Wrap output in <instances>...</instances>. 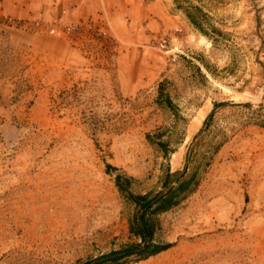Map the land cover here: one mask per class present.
<instances>
[{"label": "rangeland", "instance_id": "1", "mask_svg": "<svg viewBox=\"0 0 264 264\" xmlns=\"http://www.w3.org/2000/svg\"><path fill=\"white\" fill-rule=\"evenodd\" d=\"M103 2L63 22L0 0V264L130 243L115 174L153 192L185 165L198 184L158 217L173 245L122 264H264V0H203L213 40L173 0Z\"/></svg>", "mask_w": 264, "mask_h": 264}, {"label": "trees", "instance_id": "2", "mask_svg": "<svg viewBox=\"0 0 264 264\" xmlns=\"http://www.w3.org/2000/svg\"><path fill=\"white\" fill-rule=\"evenodd\" d=\"M173 2L175 7L185 14L191 25L202 35L213 40L215 36L224 34L212 23L203 0H173ZM162 93L163 89L159 86V94ZM166 102L169 107L172 106V101L168 96ZM218 105L219 103L214 104L213 109L204 120V125L213 116ZM160 146L164 152H167L164 142H160ZM113 169L117 168L106 164V171ZM132 180V177L122 173H117L114 176L115 185L125 202L134 207L127 220L128 231L134 240L108 252L81 260L77 264H122L130 259H146L173 245L156 239L158 217L179 205L186 195L195 189L198 184L197 172L189 171L186 165L182 169L174 171L168 166L160 188L153 192H135L131 187Z\"/></svg>", "mask_w": 264, "mask_h": 264}, {"label": "crops", "instance_id": "3", "mask_svg": "<svg viewBox=\"0 0 264 264\" xmlns=\"http://www.w3.org/2000/svg\"><path fill=\"white\" fill-rule=\"evenodd\" d=\"M31 3H46L47 16L59 17L63 22H69L80 17L94 15L99 10L103 0H15Z\"/></svg>", "mask_w": 264, "mask_h": 264}, {"label": "bare ground", "instance_id": "4", "mask_svg": "<svg viewBox=\"0 0 264 264\" xmlns=\"http://www.w3.org/2000/svg\"><path fill=\"white\" fill-rule=\"evenodd\" d=\"M47 195V194H46ZM56 210V209H55ZM59 210V209H58ZM40 216V215H39Z\"/></svg>", "mask_w": 264, "mask_h": 264}]
</instances>
